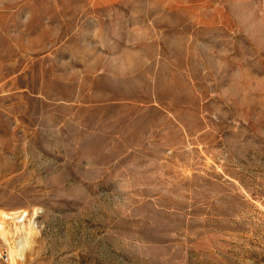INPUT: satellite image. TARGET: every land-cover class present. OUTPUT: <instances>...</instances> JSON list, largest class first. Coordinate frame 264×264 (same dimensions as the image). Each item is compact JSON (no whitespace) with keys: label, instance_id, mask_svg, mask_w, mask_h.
Returning a JSON list of instances; mask_svg holds the SVG:
<instances>
[{"label":"rangeland","instance_id":"374dc122","mask_svg":"<svg viewBox=\"0 0 264 264\" xmlns=\"http://www.w3.org/2000/svg\"><path fill=\"white\" fill-rule=\"evenodd\" d=\"M0 238L264 264V0H0Z\"/></svg>","mask_w":264,"mask_h":264},{"label":"built area","instance_id":"2783aa9c","mask_svg":"<svg viewBox=\"0 0 264 264\" xmlns=\"http://www.w3.org/2000/svg\"><path fill=\"white\" fill-rule=\"evenodd\" d=\"M15 252L3 238H0V264H20L23 255L20 248Z\"/></svg>","mask_w":264,"mask_h":264}]
</instances>
